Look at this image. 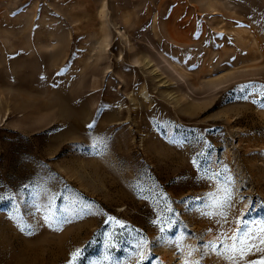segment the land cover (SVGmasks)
Instances as JSON below:
<instances>
[{
    "label": "rangeland",
    "instance_id": "rangeland-1",
    "mask_svg": "<svg viewBox=\"0 0 264 264\" xmlns=\"http://www.w3.org/2000/svg\"><path fill=\"white\" fill-rule=\"evenodd\" d=\"M107 1L0 0V264H70L77 249L76 264L104 261L106 233L111 264H137L141 235L139 264L200 259L199 237L216 235L197 214L207 202L189 200L215 191L200 151L233 177L229 218L251 201L244 219L264 227V0ZM49 199L93 215L55 231ZM169 207L179 244L152 245Z\"/></svg>",
    "mask_w": 264,
    "mask_h": 264
},
{
    "label": "snow or ice",
    "instance_id": "snow-or-ice-1",
    "mask_svg": "<svg viewBox=\"0 0 264 264\" xmlns=\"http://www.w3.org/2000/svg\"><path fill=\"white\" fill-rule=\"evenodd\" d=\"M241 91H245V88H241ZM261 94H264L262 92ZM247 99V97H244ZM89 128L93 125H89ZM197 140L201 141L202 147H207L206 142H203L202 137H198ZM104 148H107V144L103 145ZM99 152L100 146L94 145ZM197 174L201 176V179L213 186L215 191H210L205 193L201 197L189 198V200H204L207 202L209 209L208 210H197V214L209 221L213 222L214 227H210L206 232L215 231V240L203 241L202 234L199 239L202 241L198 245L200 250V259L196 261L185 260L184 264H203L205 257H208L210 254H214L218 258H223L225 264H264V227L259 230V233L254 232L250 227V222L244 219L247 216L248 211H251L252 204L251 201L245 206L244 211H240L239 215L233 214L232 219L229 218V212L234 204V180L230 174L227 166L217 165L215 159L210 158L209 153L205 151H200L192 157L191 160ZM202 174V175H201ZM0 199H4L3 196H0ZM45 199H48L46 196ZM55 199V197H52ZM241 200H244L245 197H240ZM37 211H41L40 207L37 206ZM63 215L58 214L53 209V204L51 199L48 201L47 209L42 213L44 223L53 228L55 231L62 230L63 225L71 222L72 218H83L85 215H93L88 204L82 203L78 199L69 200L67 206L60 210ZM239 211V210H238ZM168 215L164 217H159L156 220H153L154 225L159 226V232L161 236H158L155 241H152V245H158L160 243H170L173 245L179 244L177 239L165 240L166 234L176 227L180 221L175 218L174 209L169 207L167 209ZM108 221H112L115 224L119 225L121 228H124L125 225L122 221L116 220L114 217L109 216ZM167 225V227L163 225ZM233 224L235 225L233 227ZM38 226V225H37ZM18 230L24 232L28 231L29 233L35 231V227L31 224H22L16 223ZM184 228H187V225H184ZM231 233V235L229 234ZM105 248L106 254L104 256V261H108V264H111L109 261V253L111 248L115 247L113 241L114 234L106 233ZM181 237L186 238L187 233H181ZM216 241H220V244H217ZM231 241V243H229ZM221 245L223 246L221 249ZM136 248L139 255V264L140 261L145 259L144 250L150 248V242L146 236L141 235L137 241ZM197 249H193L189 252V256ZM253 253L257 255L256 259H248ZM72 260L70 264H76V261L81 257L82 250L77 249L72 254ZM104 261H94L92 264H104ZM120 264V262H117Z\"/></svg>",
    "mask_w": 264,
    "mask_h": 264
},
{
    "label": "bare ground",
    "instance_id": "bare-ground-1",
    "mask_svg": "<svg viewBox=\"0 0 264 264\" xmlns=\"http://www.w3.org/2000/svg\"><path fill=\"white\" fill-rule=\"evenodd\" d=\"M106 6H108V1H107V0H102V8H103V10H104V8H105ZM101 11H102V10H101ZM145 94H146V92H145Z\"/></svg>",
    "mask_w": 264,
    "mask_h": 264
}]
</instances>
